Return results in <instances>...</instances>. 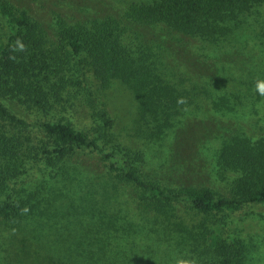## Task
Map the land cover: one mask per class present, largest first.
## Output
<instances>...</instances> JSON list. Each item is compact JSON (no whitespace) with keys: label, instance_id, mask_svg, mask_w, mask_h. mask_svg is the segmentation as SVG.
<instances>
[{"label":"trees","instance_id":"16d2710c","mask_svg":"<svg viewBox=\"0 0 264 264\" xmlns=\"http://www.w3.org/2000/svg\"><path fill=\"white\" fill-rule=\"evenodd\" d=\"M263 5L151 0L130 5L121 19L54 17L43 25L0 0V264H176L188 257L229 264L235 251L220 225L187 222L186 214L236 218L246 207H264V138L235 132L212 139L217 169L236 174L227 190L167 187L143 177L144 151L117 144L104 100L116 83L127 85L137 130L151 144L169 139L178 117L200 111L202 101L215 112L234 111L241 102L224 93L225 69L205 79L177 71V59L174 67L165 63L163 46L134 32L157 59L149 64L128 50L122 20L161 25L203 55L242 41L244 60L232 70L240 74L255 61L244 76L256 82L264 76V31L246 17ZM17 40L25 51L12 50ZM150 235L167 246L163 260L140 249Z\"/></svg>","mask_w":264,"mask_h":264},{"label":"rangeland","instance_id":"374dc122","mask_svg":"<svg viewBox=\"0 0 264 264\" xmlns=\"http://www.w3.org/2000/svg\"><path fill=\"white\" fill-rule=\"evenodd\" d=\"M7 1L18 9L27 10L36 22L48 25L53 22L54 17L71 23H83L86 20L102 18L107 15L121 19L130 5L143 4L151 0ZM255 10L246 18L252 23H259L260 26H263L261 31H264V5ZM124 20L123 18L122 25L129 28L125 36H129L131 41L128 50L132 52L133 56L148 59L149 64H154V61L157 60L150 51H146L147 41L138 42L135 40L134 35L143 33L144 38L157 41V44L167 50V55L163 58L170 67H174V59H177L176 61L181 66L186 65L187 61L193 66L191 69L180 66L177 71L184 69V72L190 76L197 75L198 78L205 79L215 71L221 76L220 71L223 68L225 72H221V80L224 78L230 80L224 93L231 92L230 94L237 96L241 106L232 112H215L210 108V105L206 104V101H202L200 111L178 117V128L169 139L164 143L159 141L151 144L145 141L137 130V103L132 92L127 85L116 83L114 96L107 97L104 102L114 120L115 126L112 133L118 139L119 143L117 144L144 151L147 154L146 162L141 166L145 179L159 182L167 187H211L217 191L227 190L236 174L217 169L214 154L215 143L214 146L211 143L213 138L221 139L235 132H242L253 139L264 138V96H261L256 90L258 80L255 82V78L250 77L252 74L244 76L245 71H250L251 65L255 61L249 62L247 66H242L244 74L240 73V75L238 72L234 73L232 69L244 60L236 45L244 44L242 41L238 40L239 43H236L229 39L221 51H216L217 53L210 51L207 55H203L202 51L197 49L198 47L190 51L189 41L188 45L184 47L183 43L187 39L182 36L169 37V32L161 25L141 27L128 24ZM258 66L260 67L257 65L256 70ZM260 68L264 69V62ZM263 78L264 76L262 79L259 78V81H264ZM250 82L253 83L252 87ZM237 216L236 218L204 216L189 210L186 220L187 222L192 220L194 223H205L209 227L220 225L222 240L229 244L232 251H235L229 264H264V207H246ZM241 246L244 249V254H242V250L238 249ZM148 247L152 249L149 250ZM166 247L164 243L157 242L152 235L140 244V249H146L157 258L162 256ZM163 258L161 257L160 260ZM217 258L223 259L218 255ZM233 260L240 262L233 263Z\"/></svg>","mask_w":264,"mask_h":264},{"label":"clouds","instance_id":"9594fccd","mask_svg":"<svg viewBox=\"0 0 264 264\" xmlns=\"http://www.w3.org/2000/svg\"><path fill=\"white\" fill-rule=\"evenodd\" d=\"M12 50L23 52L26 50V46L20 40H17L16 42H14ZM256 90L261 96H264V81H259V80L257 81ZM176 264H197V261L193 257L188 259L177 260Z\"/></svg>","mask_w":264,"mask_h":264}]
</instances>
